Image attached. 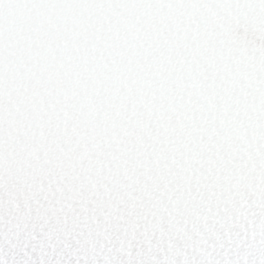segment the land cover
<instances>
[{"label":"snow or ice","instance_id":"snow-or-ice-1","mask_svg":"<svg viewBox=\"0 0 264 264\" xmlns=\"http://www.w3.org/2000/svg\"><path fill=\"white\" fill-rule=\"evenodd\" d=\"M0 264H264V0H0Z\"/></svg>","mask_w":264,"mask_h":264}]
</instances>
